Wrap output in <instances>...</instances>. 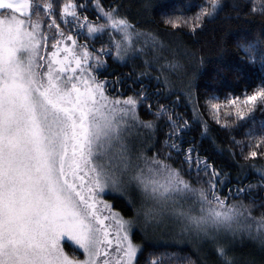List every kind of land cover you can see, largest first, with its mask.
<instances>
[{"label":"snow or ice","instance_id":"1","mask_svg":"<svg viewBox=\"0 0 264 264\" xmlns=\"http://www.w3.org/2000/svg\"><path fill=\"white\" fill-rule=\"evenodd\" d=\"M224 6L203 0L146 29L119 0H0V264H140L146 245L181 250L147 264H213L208 248L216 264H251L236 255L246 243L264 252V78L201 105L204 57L179 39ZM244 7L260 31L221 37V56L231 40L264 71V0ZM112 63L132 71L116 75ZM195 127L234 176L186 141Z\"/></svg>","mask_w":264,"mask_h":264},{"label":"trees","instance_id":"2","mask_svg":"<svg viewBox=\"0 0 264 264\" xmlns=\"http://www.w3.org/2000/svg\"><path fill=\"white\" fill-rule=\"evenodd\" d=\"M105 5L110 4L113 0H103ZM125 6L130 16L139 22V24L146 29H160L163 27L161 20L165 15L175 12L179 8H184L188 14L195 12L199 5L203 3V0H119ZM145 3L149 4L148 10H145ZM247 0H223V10L219 12L217 17L206 21L205 27L199 30L195 34H189L186 30L179 34L184 44L197 54V57L203 56L204 63L195 72L194 75V90L203 105L204 101L212 95L220 96L231 93L239 95L245 89H252L264 78V71H262L258 64L252 65L239 58L240 54L236 52V44L230 40L229 50L221 56V37L226 34L231 37L236 34H245L251 32L257 34L261 28V18L253 17L248 14V9L244 7ZM240 5L239 9L235 6ZM193 64L196 63V59L192 58ZM109 71H114L116 75H120L125 72H130V67L122 66L120 64L112 63ZM147 84V82H145ZM154 83V82H153ZM139 87V85H136ZM151 95L153 89L151 87L146 89ZM170 99H174L170 98ZM157 97L152 95L149 103L155 106ZM161 103H169L170 100L160 99ZM182 112L186 118L192 119L190 107H180L178 109ZM201 111H205L201 108ZM257 119H264L258 112ZM141 117L143 119H152L151 116L146 114L145 110L141 108ZM205 119H208L205 114ZM208 123L216 137V142L222 147L227 146L230 143L229 133L219 129L215 124H212L210 120ZM245 129H237L231 132L237 139L242 138V133ZM161 138H163L161 136ZM189 143H195L199 146L201 155H208L213 159V162L218 166L224 168L225 171L231 172L233 176L236 173V169L233 166L231 157L219 156L214 147L209 142H202L200 138V129L198 127L193 128L191 132L185 137ZM187 147V144H185ZM239 159V158H237ZM258 163H264V161H258ZM255 176L249 177L247 182H254ZM232 185H235L233 180ZM107 198L112 199L111 196ZM113 203H117L113 200ZM165 241H157L160 245H163ZM139 243L141 242L138 238ZM66 250L71 252L69 246H66ZM181 251L172 247L146 245L144 251L138 256L140 264H147V261L151 255H161L164 253ZM183 252H190V249L184 248ZM209 254V260L216 264V257L210 248L206 249ZM236 255L241 260H248L251 264H264V252H262L255 245L246 243L236 248ZM195 258V257H194Z\"/></svg>","mask_w":264,"mask_h":264},{"label":"rangeland","instance_id":"3","mask_svg":"<svg viewBox=\"0 0 264 264\" xmlns=\"http://www.w3.org/2000/svg\"><path fill=\"white\" fill-rule=\"evenodd\" d=\"M107 197H106V199H110V198H107ZM139 239H140L141 242H144L142 238H139ZM156 240L157 241H159V240L160 241H165V240H169V237L167 235H164V234L161 233V234L157 235ZM66 246H69L70 249L72 250V247H71V245L68 242L65 243V247Z\"/></svg>","mask_w":264,"mask_h":264}]
</instances>
